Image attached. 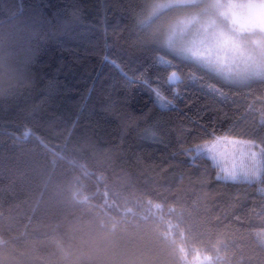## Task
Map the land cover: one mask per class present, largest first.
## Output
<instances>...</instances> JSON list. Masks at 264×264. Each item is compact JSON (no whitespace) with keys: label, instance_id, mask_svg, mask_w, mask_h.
<instances>
[{"label":"trees","instance_id":"obj_1","mask_svg":"<svg viewBox=\"0 0 264 264\" xmlns=\"http://www.w3.org/2000/svg\"><path fill=\"white\" fill-rule=\"evenodd\" d=\"M143 3L10 0L25 23L46 31L70 9L82 13L48 43L38 68L49 88L26 118L39 117L48 136L31 127L22 135L14 109L0 105V264L47 244L48 230L36 226L55 214L43 153L53 169L57 160L78 169V192L101 206L100 218L149 226L179 264H264V79L231 83L171 54L164 35L187 6H170L163 29L137 39ZM217 136L259 146L260 177L219 178L195 149ZM89 238L86 226L78 250H90Z\"/></svg>","mask_w":264,"mask_h":264},{"label":"clouds","instance_id":"obj_2","mask_svg":"<svg viewBox=\"0 0 264 264\" xmlns=\"http://www.w3.org/2000/svg\"><path fill=\"white\" fill-rule=\"evenodd\" d=\"M215 16L216 30H222L255 45L264 42V31L238 33L228 11L230 0H219L203 5ZM170 10L166 0H144L133 17L134 25L147 38L153 27L161 29ZM82 10L70 9L59 27L43 30L25 23L10 6V0H0V105L8 103L14 115L21 121L22 135L34 133L48 136L49 130L36 116L26 118L29 109L44 99L49 84L39 71L42 55L48 43L58 31L70 27L79 20ZM133 42H136L134 40ZM214 52L221 49L212 39ZM211 67V64H205ZM30 103L15 104L17 100ZM29 143H37L34 137ZM44 168L52 174L51 202L55 214L47 221L37 223L38 228L48 230L47 244L43 249L33 246L21 252L17 264H179L173 247L152 233L149 226L135 221L120 224L105 222L91 200L85 201L78 192L76 176L78 169L65 160H57L53 169L47 154ZM87 226L90 250H78L84 243Z\"/></svg>","mask_w":264,"mask_h":264},{"label":"rangeland","instance_id":"obj_3","mask_svg":"<svg viewBox=\"0 0 264 264\" xmlns=\"http://www.w3.org/2000/svg\"><path fill=\"white\" fill-rule=\"evenodd\" d=\"M169 6L183 5L189 10L174 19L164 35V47L173 55L191 60L224 80L242 84L264 79V42L255 45L239 35L216 30L215 16L203 5L219 0H166ZM228 9L238 33L264 31V0H230ZM220 47L214 52L212 39ZM171 80H177L173 74ZM196 151L211 159L217 176L226 180L253 181L260 177L263 153L250 141L214 137L196 145Z\"/></svg>","mask_w":264,"mask_h":264}]
</instances>
